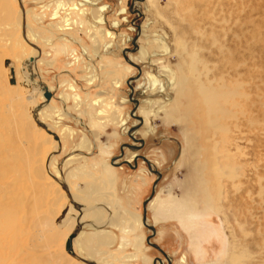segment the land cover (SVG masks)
I'll list each match as a JSON object with an SVG mask.
<instances>
[{"label":"rangeland","instance_id":"1","mask_svg":"<svg viewBox=\"0 0 264 264\" xmlns=\"http://www.w3.org/2000/svg\"><path fill=\"white\" fill-rule=\"evenodd\" d=\"M3 2L5 5L3 13L0 14L1 22H11L12 26L17 27L20 24L19 16L23 24L22 10H26L27 26L23 28L21 24V27L14 28L13 33L10 32L13 27L2 29L5 35L0 39V84L2 79H7V85L10 86L9 68L13 67L16 76L14 86L18 92H8L6 97L0 95V105H3V109L14 107L17 112L30 108L32 114V110L44 104V111L52 115L51 119H44L50 124L51 131L59 137L65 128L73 129L74 133L70 134L66 130L63 138H60L61 149L56 150L57 142L52 134L41 128L38 123H34L31 128L32 145L37 152L34 153L31 169L35 171V167L44 169L45 166V169L56 170L58 180H65L67 184L64 175L68 168L65 163L73 162L81 156L80 146L83 141L91 140L93 143L90 134L95 135L97 142L115 141L113 136L110 137L113 129L118 126L113 118L115 111L121 116V126L117 128L119 132L121 129V132L126 134L118 140L123 138L126 143H134L128 135V129L138 123V120L131 115L134 104L129 98L127 80L137 76V80L133 81L135 97L140 100L136 113L144 119L138 131L143 128L144 122H149V125L147 124L146 136L143 137L137 132L135 135L143 138L146 144L148 140V144L146 151L133 150L132 153L150 154L151 162L162 173L155 188L158 200L157 203L151 204L149 214L152 217L156 213L159 202L178 208L177 203L180 201L182 205L180 219L174 217L161 220L158 226L161 230L155 233L152 242L158 244L171 258L176 255L180 259L186 255L188 260L181 264H200L198 256L203 257L202 253L205 255L206 251L209 252L207 264H235L232 257L244 254L247 255L245 264H264V0H95V5H82L81 0V19L85 22L81 24L84 25L80 24L79 12L72 9L77 0H70L69 7L59 9L56 19H53L54 13L57 12L56 0ZM98 7H106V10L101 12L106 21L104 24L95 22ZM84 8L85 13L82 11ZM122 8H125V13H120ZM68 17L71 18L70 22L74 19H78V22L73 23L76 25L63 33V28L68 26L65 25V19ZM90 22L95 25H90ZM58 26L62 27V31ZM35 27L42 32L52 27L57 34L44 36ZM28 30L30 33L36 32V41L30 36H27L29 40H25ZM73 30L81 42L68 33ZM141 31H144L143 35ZM134 37H138L137 43L148 51L146 58L138 52L139 46L134 52L128 50L134 47ZM44 40H49L50 44ZM159 41L166 42L168 53L160 48ZM37 46L41 54L38 60L33 62V71L39 75L35 74V79L52 88L53 96L48 101L42 87L30 84L28 97L24 92L25 88L20 85L23 78L20 72L21 64L24 59L38 55L35 48ZM54 46L64 48V52L55 60L57 65L59 64L56 68L53 67L52 59ZM66 47L68 49L65 50ZM125 55L139 65L141 71L127 61ZM6 59L11 61L9 66L5 65ZM164 68L176 72L178 77L183 71L190 77L192 85L195 79H200L207 85L213 80L217 88L224 86V89L216 92H232L231 99L226 103L225 99L220 98L222 105L231 112V116L220 118L229 131L220 133L212 128L208 136L212 146L218 143L217 156L221 157L217 161L220 166L229 162L230 165L243 168V174L241 173L242 176L235 179V182L223 177L221 197L217 201V206L221 207L219 213L202 210L204 205L201 197L195 200L196 205L193 208L183 203L182 197H186L187 193L183 184L189 174L194 176L184 164L187 133L192 131L190 125H186L187 122L172 121L164 110L170 104L169 99L175 96V88L169 86L170 77L166 75ZM111 69L117 72L112 73L113 77L116 76L114 78L108 74ZM154 78L158 79V85L154 86ZM100 79H103L102 83ZM110 79L127 80L119 89H113V81ZM61 94L68 95V99L63 102L60 99ZM75 94L80 97L79 103L74 101ZM94 98L95 106L94 103L92 105L95 109L94 115H98V124L94 126L95 131L89 133L86 128L92 124L89 122V116L81 111L86 110L87 100ZM11 100L12 103L9 104ZM65 109L68 115L61 114ZM81 115L85 119V125L82 124ZM125 122L127 123L123 131ZM52 152L53 158L47 165ZM118 152L119 148H116L111 154ZM106 157H109V154ZM156 158H161L162 165L154 162ZM20 165L22 166V163ZM143 167L148 171L147 163L140 160L137 167L128 169L132 174L130 188L139 211L141 198H145L147 194L151 195L157 179V175L150 170L147 178L142 179L140 169ZM48 172L43 171L39 176L31 173L33 181L41 183L47 191L44 199L46 217L40 219V214L32 209L29 212L16 208L13 210H16L14 222L17 228L10 227L5 219L6 227L0 233V257L7 259L4 264H12L15 259L13 257L18 256L21 257L15 259V264H25L30 260L26 258V252H19L22 248L31 246L30 237L37 230L53 231L56 234L54 243L38 246L36 251L30 250V256L43 260L45 264H87L65 249L69 231L71 232L74 225L76 227L80 224L77 218L80 217L81 210L74 207L67 191ZM209 177L215 183V175L211 174ZM19 178L25 193L31 194L32 189L27 188L31 182L24 176ZM67 187L69 188L68 185ZM69 191L71 192L70 189ZM67 205L70 209L66 221H62L60 226L61 222H57V219ZM79 207L81 208V205ZM0 213L4 214L5 210ZM46 218H51L54 223H47L49 220ZM34 225L38 226L36 230H33ZM148 233L152 234L151 230ZM78 241L73 240L76 253L78 248L75 242ZM199 242H202V247ZM149 245L153 249L151 257L164 256L160 250ZM173 262L171 261V264Z\"/></svg>","mask_w":264,"mask_h":264},{"label":"bare ground","instance_id":"2","mask_svg":"<svg viewBox=\"0 0 264 264\" xmlns=\"http://www.w3.org/2000/svg\"><path fill=\"white\" fill-rule=\"evenodd\" d=\"M88 4L95 5L96 2L95 0H83L82 5H88ZM4 5L5 4L3 0H0V14L3 13ZM79 6H81V0H80ZM85 8L82 10L83 13H85V10H86ZM98 8H99L98 9L99 13L96 12L97 17H95L96 19L94 18L96 20L95 22L97 24L98 23L104 24L106 21L101 12L105 11L106 7H98ZM25 11L23 12L22 10L23 24L21 23V16H19L18 21L20 24H18L17 27L12 26L13 24L11 22H1V18H0V39H2L3 36L5 35V33L2 31L3 28L10 29L13 27V30L10 29V32L13 33L14 28H18L19 26L21 27V24L23 28L27 26L26 21H25ZM80 12H81V9H80ZM120 13H125V8H122ZM2 19H4V17H2ZM70 19L71 18L69 17L66 18V21L68 22L69 26L72 24V22H70L71 21ZM5 23L8 25H6ZM116 23L119 24L118 22ZM90 25H95V24L94 22H90ZM143 32L144 31H141L142 33L141 35H143ZM113 35L115 36L114 33ZM27 36H30V38L34 41H36L38 38V35H36L35 33H30L29 30L28 32H26L25 40H29ZM44 41L50 44L49 40H44ZM123 42H124V39H123ZM159 44H160V48H162L164 52L166 53L169 52V47L167 46L166 42L159 41ZM138 46H139V49H138ZM35 48L38 51V55L34 58L33 62H36L38 60V57L41 54L40 48L38 46ZM137 49L140 55L146 58V56L148 55L147 53L148 51L146 52V49H144L142 45H139L138 43H137ZM22 64L20 67V72L24 79L22 78L20 85L23 88H25L24 92H26L28 97L30 95L28 91V88L31 87L30 84L34 86L42 87L44 91L46 88L47 90L51 92L53 91L52 88H48V86L44 82H40V80L38 79H35V81H31L29 79L28 70L25 71V68H27V66L25 65V67H22ZM11 68H9L10 77H11ZM163 70L164 72H166V75L170 77V79H168L169 86L175 88V96L169 99L168 102L170 104L166 106L164 110L172 121L175 120L176 122L177 121L187 122L188 124L186 125L188 127L190 125L191 131H192L191 133L189 132V134L187 133V141H186L187 149L185 152L184 164L187 167H189L190 173L193 174L194 176H191L189 174L188 179L185 180L183 184V188L185 189V191H187V193H186V197L184 198L182 197V199L184 200V203L187 205V207L193 208V206L196 205L195 200L198 197H201L202 203L204 205L202 210L204 211L212 210V211L219 213L221 207L219 206L220 207L219 208L217 206V201H219V198L221 197V190H222L221 181L223 177H226L227 180H232L233 182H235V179H238L243 174L242 173L243 168L240 169L238 166L235 167L233 165H230L229 162L224 164L225 166L223 165L220 166V163L217 161V159L219 160V158L221 157V156L220 157L217 156L218 155L217 153L219 151L217 150L218 148L216 149V145H218V143L212 146L213 144L211 145V142H212L210 140L211 138L208 136V132L212 128H214L217 132H220V133H226L227 131H229V128L224 123H221L220 118L230 115L231 112H229L222 105L220 98L225 99L224 102L226 103L229 99H231L232 92L230 91L216 92L217 90L224 89V86L217 88L216 86H214L213 80L209 81V84L207 85L204 82H201L200 79H195L192 85L191 79H189L190 77L185 75L183 71L181 72V76L178 77L176 72L172 71L171 69L165 70L164 68ZM32 71H33V65H32ZM35 74L38 75L37 73ZM194 74L191 76V78L194 76ZM10 77H9V80H10ZM15 79H16V76H15ZM7 82H8L7 79H2L1 84H0V95L4 97L7 96L8 92L10 93L13 91H17L14 84H11L9 81L10 83V86H9L7 85ZM38 82L39 84H42V85H39ZM158 84H159L158 79L154 78V86ZM31 96H33V94ZM68 97H69L68 95L61 94L60 99L65 101L68 99ZM73 98L76 103L80 102V97L78 94H75ZM11 103H12V100L10 101L9 104ZM43 105L44 104H41L39 105V107L36 108V110H32L33 111L32 114H31V109L25 108V106H23V108H25L23 111L17 112L15 111L14 107L3 109V105H0V211L3 209L5 210L4 214L0 213V233H2L6 227L5 219L8 220L9 222L8 225L10 227L17 228L14 222V216H15L16 210L14 211L13 209H16V208L26 209L29 212H31V209H32L34 212H37L40 214L39 216L40 219L43 217H46L44 199H45L47 191L41 183H35V180L33 181L32 176L42 175L43 171L47 173L48 171H51V169L50 168L49 170L45 169V166H44V169L43 167H41V169L35 167V171L31 169L32 161H33V158L35 157L34 153L36 154L37 152V149L32 145L33 137H32L31 128L35 125L34 123L37 124V120L45 123L49 128L50 124L46 123L44 119L52 118L51 114H48L46 113V111H44L43 107L45 106ZM48 106L51 107V105H48ZM61 114L68 115L69 113L66 112V109H65V111L61 112ZM192 117H194L196 121H194ZM125 127H126V124L124 125L123 123V126H122L123 131H125ZM66 130L69 131L70 134H74L73 129L65 128V131ZM63 133L60 135L59 140L55 139L57 142L56 150H58L59 148L61 149V146H60L61 139L60 138H63L62 137L64 135ZM91 147L92 146L89 145L88 140L83 141V143L80 146V150L88 149L90 151ZM38 153H39V150H38ZM53 155L54 153L52 152L50 154L49 161H47V165L50 164V161L52 160ZM21 163H22V166L20 165ZM31 173H34V174L31 175ZM50 173L53 177H55V179L58 182L62 181V180H58L59 178L57 177L59 176L56 170H52ZM50 173L48 172V174ZM211 174H214L216 177L215 183L213 182V179L209 177ZM20 176H24L31 182L30 185L27 187V188L32 189L31 194L25 193V190L23 189L21 182H20V178H19ZM66 185H69V184H66ZM69 209H70V206H69ZM53 221L51 222V218H50L49 222L47 223H54ZM62 221H66V216ZM62 221L61 223H59L60 226L63 224ZM147 221H148V216H147ZM153 226L155 227V225ZM36 227L38 226L34 225L33 230H36ZM155 230L157 232L156 227H155ZM18 232L19 231H17L16 234H18ZM55 235L56 234L53 233V231L46 232L44 230H37L35 231L34 235L33 236L31 235L30 237L31 246H29V248L24 247L20 250V252L19 251L18 252L19 254H21V252L23 251V253L26 252L28 254L26 256V258L30 259L29 261L26 262L28 264H45L43 263L44 261L42 259L41 260L43 262L38 260L37 257L30 256L29 253L32 254L30 250L34 251L35 248L36 250H38V246L43 247V246H48V244L50 245L52 242L54 243ZM13 236L15 235L13 234ZM79 236H81V231L77 237ZM77 237L74 239V241H76ZM15 238L17 239V237ZM77 251L79 252L77 254L81 256V253H80L81 238L78 241ZM19 257L21 256H18V258L17 257H13V258L15 259L17 258L18 260ZM246 257H247L246 254L234 255L232 259L235 264H245L244 260L246 259ZM15 259L13 262H11L12 264H15ZM6 261L7 259L0 257V264H4Z\"/></svg>","mask_w":264,"mask_h":264},{"label":"crops","instance_id":"3","mask_svg":"<svg viewBox=\"0 0 264 264\" xmlns=\"http://www.w3.org/2000/svg\"><path fill=\"white\" fill-rule=\"evenodd\" d=\"M69 4L70 0H68L67 2L65 0H56L55 8L57 12L54 13L53 19L58 18L56 16L57 13L59 14L60 12L58 11L59 9L66 8ZM79 5L80 0H77L72 9H76L79 12L80 16L78 18L80 19L81 24V22H85L83 19H81V6ZM27 12H29V10H27ZM77 22L78 19H74L72 21V24L69 26L68 22L65 19V25L68 26H63V33H66L67 29H72V27L76 25H73V23ZM52 26H54V24H52ZM58 27H60L62 31V27ZM35 29L40 30L38 29V27H35ZM50 29H43L44 32L40 30V33L42 32L44 36H55V34L57 33H55L53 28L51 29L52 31H50ZM68 33L74 35V39L76 38L79 42H81V40L77 38L78 35L76 31L73 30L69 31ZM66 49L68 48L66 47L65 50ZM52 50L55 53L54 54L51 52L54 56V58H52L54 62L53 67L56 68L59 64L57 65V61L55 62V60L58 59V56L61 52H64V48L55 47V49ZM105 60L107 59L105 58ZM109 62L112 63L111 61ZM110 63H107V65H110ZM112 73L117 72L112 69L108 71V74L111 77H113ZM100 80L102 83L103 79ZM110 80L113 81V89H119L127 79ZM81 99L83 100L82 96ZM95 100L96 98L90 100L88 99L87 102L85 101L88 106L86 105V110L81 111L82 113L85 112L89 116V122L92 124V126L86 128V131H88L89 133L95 131L94 126L98 124V121L96 119V116L98 115H94ZM92 103H94V106L92 105ZM119 117H121L119 115V112L115 111V115L113 118L117 121L118 126L120 127L121 125H119ZM81 119H84L82 115ZM84 120L83 123H81L85 125L86 123L84 122ZM147 124L149 125V122H144L143 128H141L140 131H137V133L142 134L143 137L147 135H145L148 130ZM118 126L113 129V134L110 136H113L115 138L114 142H112V140H108L105 143H103L104 141L97 142V140H95V135L90 134L91 137H93V143L89 139V144L90 146H92L91 150L89 151L88 149H82L80 157L75 159L73 162L65 163V166H67L68 168L66 175H64L66 181L68 182L67 184H69L68 186L70 187L69 189L73 194L74 201L81 205V214L79 217L81 221L79 220V218H77V221L81 226V236L77 237V240H80L78 238H81V257L88 260H93L97 264H155L156 259L160 256H150L151 250L153 249L150 247L148 242V237L150 235L148 233L149 229L143 222V203L150 195L147 194L145 198H141V209L139 211L133 199L132 188H130L132 182V174L128 171V169L133 170L134 167L123 163L124 160H128L133 163V159L137 155L136 152H141L142 150L146 151L148 140L147 144L145 142L144 146L136 152L132 153L133 150L128 147L126 149L124 148V156L122 158H119L116 162H113V158L121 154L122 146L127 142L124 141L123 138L118 140V138H120L121 136L126 135L124 132H121V129L119 132L117 128ZM152 129L155 130V127L152 126ZM82 141L83 140H81V142ZM116 148H119V152L116 154H111V152H113ZM93 149L95 150L93 151ZM108 154L109 157H106V155ZM145 156L151 159L150 154H146ZM140 160L141 159L138 160V165ZM160 160L161 158H156L154 162L156 164H159L160 166L163 162ZM148 172L149 169L147 171V169H145L144 167L143 169H140L142 179H144L146 175H149ZM154 197L155 198L153 199V201H150L147 204V216L148 222H152V225H155L157 232H159V230H161L158 227L161 224L160 221L174 217L179 218V216H181L179 212H181L182 205L179 203L180 201L177 203V205L179 206L178 208L177 206L171 207V205L165 206V204L159 202L156 213H154L151 217V215L149 214L151 204L157 203L158 200L157 195H155ZM137 211H139V213ZM71 214L72 212L69 213V216H71ZM145 226L147 227V229ZM74 228L75 225L73 226L72 230H74ZM71 232L69 231V234ZM199 246H203L202 242H199ZM76 247L78 248V242H76ZM202 254L203 257L198 256L200 264H207V256H209V252L206 251L205 255L204 253ZM175 256H173L172 258L169 256L168 261L165 256H161V258L163 259L165 264H171V261H174L172 264H181L185 263L186 260H188L186 255H183L182 257H180V259H178L176 256V260Z\"/></svg>","mask_w":264,"mask_h":264},{"label":"water","instance_id":"4","mask_svg":"<svg viewBox=\"0 0 264 264\" xmlns=\"http://www.w3.org/2000/svg\"><path fill=\"white\" fill-rule=\"evenodd\" d=\"M135 1V0H134ZM136 1H140V0H136ZM133 7V5H132ZM132 10V9H131ZM133 11V10H132ZM136 12H138V10H136ZM139 13V12H138ZM139 31H140V26H139ZM137 40H138V37H134L133 38V46L132 48H128L129 51L131 52H134L137 50ZM126 59L127 61H129L132 65L136 66L139 71H141V68L139 65H137L136 63H134L131 59H129L128 56H126ZM33 61H34V58L33 57H30V58H26L23 62V65L22 66H27V70L29 72V79L31 81H35V73L32 71V65H33ZM10 63V60L9 59H6L5 60V65L8 66ZM137 76H134V77H131L130 79L127 80V83H128V86H129V89H130V92H129V98H130V101L133 102L134 106L131 110V115L133 117H135L137 120H138V123L134 124L131 126V128L129 129L128 131V135L130 136V138L132 139V141L134 143H124V145L122 146V151H121V154L115 158H113V162H116L119 158H122L124 156V148L125 147H128L132 150H135V151H138L140 150L144 144H145V140L143 138H140V137H136L135 134L136 132L138 131V129L140 128L141 124L143 123V118L141 116H138L136 115V112H137V108L140 104V100L138 98L135 97V87L133 85V81L137 80ZM10 83L11 84H15L16 83V79H15V71H14V68H11V77H10ZM39 84V82H38ZM39 85H42V84H39ZM52 92L47 90V88L45 89V92H44V96H45V99L48 101L51 99L52 97ZM37 123L40 127H43L44 129H46V131L48 133H52L54 138L56 140H59V136L51 131L48 126L43 123V122H40L39 120H37ZM141 159L143 161H145L148 165V168L151 172H153L154 174L157 175V179L154 183V186H153V190H152V193L151 195L144 201L143 203V222L144 224L148 227L149 230H151L152 234L149 235L148 237V242L149 244H151L153 247L157 248L158 250H160L162 252V254L167 258L169 259V256L168 254L156 243L152 242V238L153 236L155 235L156 233V230H155V227L152 225V224H149L148 221H147V204L149 203V201L154 197L155 195V188H156V185L159 181V179L161 178L162 176V173L161 171H159L155 165L151 162V160L149 158H147L145 155H140L137 153V155L134 157L133 159V163L128 161V160H124L123 163L124 164H128L129 166L131 167H137L138 165V160ZM122 165V163H121ZM60 184L63 186V188L67 191V194H68V197L70 198V201L71 203L74 205V207H76L77 209L81 210V208L79 207L78 203L76 201L73 200L72 198V195L71 193L69 192V189L67 187V185L65 184L64 181H61ZM69 211V205L65 206L60 214V217L57 219V222H61L65 216L67 215ZM81 231V226L80 224L77 225L75 227V229L68 235L67 239H66V242H65V249L66 251L71 254L72 256L76 257L78 260L84 262V263H87V264H97L95 261L93 260H88V259H85L81 256H79L75 250H74V247H73V240L79 235ZM157 262H160V264H164L163 260L161 257H158L155 261V264H157ZM170 264V263H169Z\"/></svg>","mask_w":264,"mask_h":264},{"label":"flooded vegetation","instance_id":"5","mask_svg":"<svg viewBox=\"0 0 264 264\" xmlns=\"http://www.w3.org/2000/svg\"><path fill=\"white\" fill-rule=\"evenodd\" d=\"M120 12H121V9H120ZM125 12H126V11H125ZM126 123H127V122H125L124 125H125ZM128 131H129V129H128Z\"/></svg>","mask_w":264,"mask_h":264}]
</instances>
